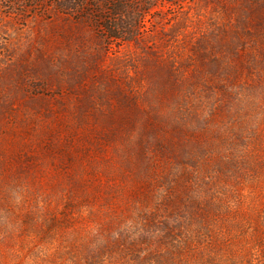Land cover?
I'll list each match as a JSON object with an SVG mask.
<instances>
[{
    "label": "rangeland",
    "instance_id": "1",
    "mask_svg": "<svg viewBox=\"0 0 264 264\" xmlns=\"http://www.w3.org/2000/svg\"><path fill=\"white\" fill-rule=\"evenodd\" d=\"M144 1L0 0V264H264V0Z\"/></svg>",
    "mask_w": 264,
    "mask_h": 264
},
{
    "label": "trees",
    "instance_id": "2",
    "mask_svg": "<svg viewBox=\"0 0 264 264\" xmlns=\"http://www.w3.org/2000/svg\"><path fill=\"white\" fill-rule=\"evenodd\" d=\"M32 3L33 9L43 8L42 0H18ZM142 0H53L57 8L69 14H79L93 25L106 39L116 41H133L144 20Z\"/></svg>",
    "mask_w": 264,
    "mask_h": 264
}]
</instances>
